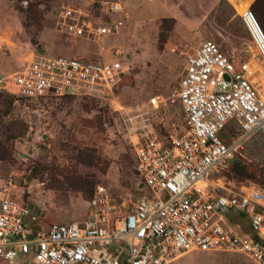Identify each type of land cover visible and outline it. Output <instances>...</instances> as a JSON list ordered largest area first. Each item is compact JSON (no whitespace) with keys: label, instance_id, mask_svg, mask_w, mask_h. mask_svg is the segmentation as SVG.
Wrapping results in <instances>:
<instances>
[{"label":"built area","instance_id":"obj_1","mask_svg":"<svg viewBox=\"0 0 264 264\" xmlns=\"http://www.w3.org/2000/svg\"><path fill=\"white\" fill-rule=\"evenodd\" d=\"M57 25L67 36L100 43L127 18L120 0L63 4ZM264 66V33L247 7L239 14ZM182 61L169 95L181 110V131L160 134L156 97L122 114L134 170L146 193L130 207L96 184L82 220L40 223L41 213L0 195V264H170L188 251L241 254L264 264V190L235 188L218 176L249 136H264V99L247 61L234 62L216 43L172 46ZM118 58V50H110ZM129 71L119 60L89 62L38 54L5 82L27 100L101 95ZM235 133L228 137L227 127Z\"/></svg>","mask_w":264,"mask_h":264},{"label":"rangeland","instance_id":"obj_2","mask_svg":"<svg viewBox=\"0 0 264 264\" xmlns=\"http://www.w3.org/2000/svg\"><path fill=\"white\" fill-rule=\"evenodd\" d=\"M120 1L127 13L123 26L97 43L67 36L57 25L61 5L84 0H0V195L38 210L40 223L82 220L96 184L127 207L146 193L122 114L156 97L153 120L160 134L181 131L180 106L168 97L183 61L170 47L189 49L212 40L234 62H248L252 85L264 97V66L239 17L247 7L253 11L251 3L233 10L225 0ZM255 5L261 25L264 0ZM111 49L118 50V58ZM38 54L119 60L129 71L105 96L19 98L4 78ZM226 133L231 137L235 130L229 126ZM214 176L237 189L264 190V136L246 138L225 168L208 177ZM170 264L255 263L241 254L188 251Z\"/></svg>","mask_w":264,"mask_h":264},{"label":"crops","instance_id":"obj_3","mask_svg":"<svg viewBox=\"0 0 264 264\" xmlns=\"http://www.w3.org/2000/svg\"><path fill=\"white\" fill-rule=\"evenodd\" d=\"M230 6H231V8L233 9V10H235L237 7H241V6H243V5H245V4H250V3H252L254 0H225ZM170 11V10H169ZM168 11V12H169ZM126 20V19H125ZM124 20V21H125ZM124 23V22H123ZM123 26V25H122ZM83 39H85V38H83ZM85 40H88V39H85ZM206 40H208V39H206ZM209 41H212V40H209ZM213 42V41H212ZM199 44V43H198ZM197 44V45H198Z\"/></svg>","mask_w":264,"mask_h":264},{"label":"trees","instance_id":"obj_4","mask_svg":"<svg viewBox=\"0 0 264 264\" xmlns=\"http://www.w3.org/2000/svg\"><path fill=\"white\" fill-rule=\"evenodd\" d=\"M258 0H254L252 3H251V8L253 9V11L256 13V15H257V18L258 19H262V17H261V12H260V8H258V7H255L256 5V2H257ZM251 10V9H250ZM252 11V10H251ZM252 11V12H253ZM254 14V13H253ZM256 18V17H255ZM257 21V20H256ZM261 22H264V21H262L261 20ZM257 23H258V21H257ZM259 24V26H260V28H262V24H263V28H264V23H261V25H260V23H258ZM262 30V29H261ZM264 33V32H263Z\"/></svg>","mask_w":264,"mask_h":264},{"label":"bare ground","instance_id":"obj_5","mask_svg":"<svg viewBox=\"0 0 264 264\" xmlns=\"http://www.w3.org/2000/svg\"><path fill=\"white\" fill-rule=\"evenodd\" d=\"M264 98V97H263Z\"/></svg>","mask_w":264,"mask_h":264}]
</instances>
